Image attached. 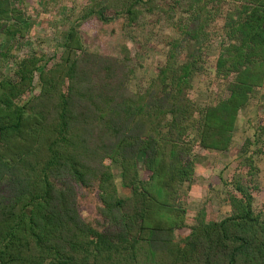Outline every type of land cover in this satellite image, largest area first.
Returning a JSON list of instances; mask_svg holds the SVG:
<instances>
[{"label":"rangeland","instance_id":"374dc122","mask_svg":"<svg viewBox=\"0 0 264 264\" xmlns=\"http://www.w3.org/2000/svg\"><path fill=\"white\" fill-rule=\"evenodd\" d=\"M0 3V14L2 9L9 11L8 18L0 16V117L6 112L8 96L18 105L37 97L43 84L40 72L61 63L68 54L75 56L83 50L107 56L105 64L111 60L119 62L124 75L118 77L134 93H145L152 87L157 90L155 81L161 76L166 84L179 77L183 92L176 88L179 108L182 105L178 111L181 116L186 109V116L171 128L172 117L167 113L155 136L174 134L172 145L156 144L155 138L148 152L140 150L135 154L133 171L137 177L133 185L123 183L121 162L105 156L118 194L125 198L136 187L147 197L154 196L152 203L141 200L145 228H168L172 239L181 246L201 220L208 224L237 215L244 193L251 196L253 211L264 222V135L260 131L264 118V73L259 75V82L239 85L236 77L249 78L243 71L255 57L251 55L246 63L236 66L231 64L241 58L239 48L243 45L264 44V34L258 35L260 38L251 34L246 23L256 5L264 12V0ZM96 3L106 8V16L83 20L85 11ZM12 26L15 29L9 31ZM25 63L32 66L33 85L19 94L12 83L19 80ZM184 65L187 67L182 70ZM237 84L241 88L237 90L238 109L232 127L226 130L219 122L228 124L229 116L218 119L215 110L225 107L231 88ZM166 89L160 86L158 91L163 93ZM242 92L246 95L244 101L240 98ZM206 113L211 117L208 123L204 119ZM1 140L0 134V148ZM98 180L81 183L71 176L52 179L54 195L50 201L42 202L44 209L57 218V228H52L59 234L60 242L73 249L76 259L72 261L137 264L126 216L105 205ZM147 202L151 203L148 212ZM17 208L20 207L12 197L0 196V264H31L23 245L9 248L3 236L8 229H16L13 226L19 213L13 210ZM32 208L30 205L25 211ZM140 223L138 220L136 224ZM98 233L112 242V250L104 246L103 251L95 250Z\"/></svg>","mask_w":264,"mask_h":264},{"label":"trees","instance_id":"16d2710c","mask_svg":"<svg viewBox=\"0 0 264 264\" xmlns=\"http://www.w3.org/2000/svg\"><path fill=\"white\" fill-rule=\"evenodd\" d=\"M256 6L246 23L251 27V34L262 36L264 12ZM105 11L102 4L96 3L85 11L82 19L104 18ZM2 12L5 15L0 16L8 18L9 11L2 9ZM14 29L12 26L8 30ZM239 52L241 58L231 61L232 66L246 63L251 55L255 58L243 71L249 78L239 75L236 77L238 84L259 82L262 78L259 75L264 73V44L258 46L251 42L240 47ZM105 60H109L107 56L86 50L75 56L68 54L61 63L40 72L43 84L37 97L28 99L23 105L7 97L6 112L0 117L3 137L0 196L12 197L20 207L13 210L19 213V220L13 226L16 229L10 228L3 235L8 247L22 244L30 255L31 264H88L71 260L76 259L73 249H67L52 228H57L56 216L42 206V202L50 201L54 195L52 179L71 176L81 183L100 178L99 188L105 205L126 216L137 264H264V222L255 215L248 193L243 194L237 215L208 224L201 220L192 227L184 246L172 239L168 228H145L141 200L152 203L154 196L147 197L136 187L133 194L125 198L118 194L105 156L121 162L123 183L133 185L137 177L133 171L135 154L140 150L148 152L167 113L172 117L169 123L172 128L185 118L187 110L180 116L178 110L182 105L179 108L176 88L180 92L183 89L179 77L166 84L161 76L155 81L157 90L152 87L145 93H134L118 77L124 75L119 62L111 60L112 63L105 64ZM186 67L184 65L182 70ZM31 69L32 66L25 63L19 80L12 83L15 92L22 94L32 88ZM238 84L231 88L225 107L215 110L218 119L225 114V118L229 116L228 124L219 122L226 130L232 127L238 109L237 90L241 89ZM160 86L167 89L159 93ZM245 96L242 92L241 100H246ZM204 119L208 123L211 117L206 113ZM260 131L264 135V118ZM173 135L157 137L156 144L170 147ZM171 152L174 155L173 150ZM151 203L147 202V212ZM30 205L33 208L25 211ZM138 220L141 223L137 225ZM96 236L95 250L103 251L101 246L112 250L111 241L100 233ZM0 254H3L1 249Z\"/></svg>","mask_w":264,"mask_h":264}]
</instances>
